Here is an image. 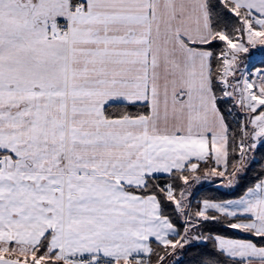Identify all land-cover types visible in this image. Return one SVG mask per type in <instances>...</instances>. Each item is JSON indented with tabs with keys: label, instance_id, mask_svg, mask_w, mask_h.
<instances>
[{
	"label": "snow or ice",
	"instance_id": "1",
	"mask_svg": "<svg viewBox=\"0 0 264 264\" xmlns=\"http://www.w3.org/2000/svg\"><path fill=\"white\" fill-rule=\"evenodd\" d=\"M0 264H264V0H0Z\"/></svg>",
	"mask_w": 264,
	"mask_h": 264
}]
</instances>
